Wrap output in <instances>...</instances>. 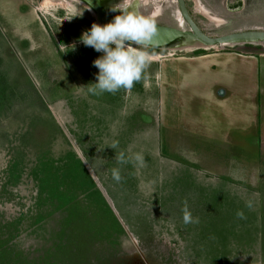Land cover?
Here are the masks:
<instances>
[{
    "label": "rangeland",
    "instance_id": "374dc122",
    "mask_svg": "<svg viewBox=\"0 0 264 264\" xmlns=\"http://www.w3.org/2000/svg\"><path fill=\"white\" fill-rule=\"evenodd\" d=\"M67 1L60 7L42 6L43 0H0V87L14 94L6 102L1 97L0 219L21 218L19 235L11 241L19 255L28 264H36L42 254L50 264H264V59L259 95L252 101L259 135H242L248 127L234 121L241 127L234 132L238 144L199 139L177 129L176 97H164L160 82L166 75L159 73L171 58L193 56L199 48H182L177 38L159 48L149 46L150 62L140 82L114 94H88L85 89L98 72L93 61L101 53L84 46L79 37L98 21L82 0ZM197 1L219 20L200 12L195 0H185L191 18L207 35L264 30V0ZM118 2L111 0L106 9ZM137 10L153 15L156 24L185 28L175 0H139ZM203 50L264 51V42ZM241 81L248 85L247 78ZM244 96H234V111L251 103V95ZM36 115L51 118L60 130L49 143L34 136L30 118ZM113 143L115 150L109 147ZM67 151L84 166L122 229L101 231L107 220L91 218V198L74 186L80 178L87 182L80 168L77 178L63 183L71 194L76 192L75 201L89 222H70L60 252L56 234L68 213L63 208L50 213L54 208L37 194L39 177L65 175L54 160ZM120 152L126 159L139 154L142 163L118 164ZM13 161L21 163L16 179L9 177ZM114 168L120 171V182L112 179ZM184 209L198 223L184 224ZM238 210L243 218L236 216ZM37 214L44 220L35 222Z\"/></svg>",
    "mask_w": 264,
    "mask_h": 264
},
{
    "label": "crops",
    "instance_id": "0c3cea01",
    "mask_svg": "<svg viewBox=\"0 0 264 264\" xmlns=\"http://www.w3.org/2000/svg\"><path fill=\"white\" fill-rule=\"evenodd\" d=\"M263 59L264 51L215 50L174 57L160 66L159 73L166 75V80L163 77L160 82L164 97L169 93H174L176 97L177 129L199 139L210 137L211 140L212 137L236 145L239 142L234 132L241 130V127L234 121H239L245 123L244 128L248 127L241 130L242 135H259L255 102L259 95L257 80ZM243 78L248 80L246 87L242 85ZM238 93L245 96L250 94L251 103L234 111L232 99ZM252 101H255L254 104ZM233 127L234 130L231 129Z\"/></svg>",
    "mask_w": 264,
    "mask_h": 264
},
{
    "label": "clouds",
    "instance_id": "9594fccd",
    "mask_svg": "<svg viewBox=\"0 0 264 264\" xmlns=\"http://www.w3.org/2000/svg\"><path fill=\"white\" fill-rule=\"evenodd\" d=\"M138 8L139 0H119L109 9L118 12L111 21L103 25L93 23L79 37L84 46L101 53L93 61V66L98 69L96 80L86 87V93L114 94L122 88L130 89L134 83L141 81L150 62L145 49L155 43L153 37L157 25L153 15L142 14ZM109 147L115 150L117 145L113 143ZM116 161L118 164L132 161L141 164L142 157L137 154L126 159L124 153L120 152L116 155ZM111 176L114 181H121L119 169L114 168ZM246 206L250 208L251 202H247ZM236 216L243 218V212L238 210ZM182 219L184 224L198 223V218H194L187 209H184Z\"/></svg>",
    "mask_w": 264,
    "mask_h": 264
},
{
    "label": "trees",
    "instance_id": "16d2710c",
    "mask_svg": "<svg viewBox=\"0 0 264 264\" xmlns=\"http://www.w3.org/2000/svg\"><path fill=\"white\" fill-rule=\"evenodd\" d=\"M204 51L205 50L203 49H197L194 51L195 53L194 55L205 53ZM27 86L30 92L34 91L32 85H29L28 83ZM7 92L8 93L6 94L4 88L2 86L0 87V106L3 105L1 103V97L5 98L4 101L6 102L7 100H9V98H11L14 95L12 91L9 92L8 90ZM14 92L16 93V91ZM30 120L31 122L34 123L33 128H32V130L35 132L34 136L39 141L41 139L42 141L45 139V141L43 142L49 143L50 141L53 140L54 132L55 133L60 132V130L57 128V126L54 124L51 118H48L47 120H45V119H42L40 116L36 115V116H31ZM36 125L38 126V129H36ZM25 133L27 135L28 132L26 131ZM41 134H43V136L40 138ZM22 138L25 139V136ZM54 161L57 163L60 162V165H61L60 170L64 171L65 175L59 176V177L56 175L57 173L55 172L59 170L57 166L55 168V172H54L55 174H50V175L47 174V175H43L39 177L38 186L40 187V190L37 194V197L39 196L40 198L41 196H44L45 201H48L45 203H47L48 205L51 204L50 207H53L54 209L50 213L60 210L62 208L68 213V215H65V217L62 219L63 220L62 223L64 227H61V230L56 234V236L59 238L58 242L56 243L57 245L56 249L59 250L60 252H62L65 249L66 245L64 243L67 240L66 236L68 237V234L70 233V230L68 231L66 227L69 226L70 222L75 221V223H79V224L83 220H85L87 223L89 222L86 219L87 217L86 215H84V218L82 217L84 213L82 214L80 212L82 211L81 205H79V202L75 201L76 200L75 194L78 191L80 193H83L87 198L89 199L91 198L90 208L92 209V211H94L93 214L91 215V218L98 216L99 219L98 218L97 219L101 220L100 218L102 217L104 218V220H107L106 222L110 224V225L106 224L105 222L104 227L101 228V231L102 230L109 231L111 227L115 228L116 230L117 229L121 230L122 229L121 226L119 225L115 217L111 214L110 209L108 208L104 199L101 198L100 193L94 188V183L92 182L91 178L86 172L84 166L75 157V155L67 151L64 156H61L55 159ZM42 162L43 161H41V163ZM20 166H21V163H19V161H17V163H15V161L11 163L9 167L10 169L9 173L11 174L9 176L10 178H15V179L17 178L19 174L18 171H19ZM80 168L83 169L86 175L85 178L87 182L84 183V181H82L81 178L77 180L76 184L74 185L76 192L75 194H71L70 187H65L66 184L63 183V180L77 178L79 175ZM49 181L50 183L46 184V182H49ZM62 186H64V189L62 188ZM43 191H44V194H42ZM212 199L213 201H216L215 197H213ZM37 202L40 205H42L41 202H39L38 200ZM44 218H45L44 215L39 214L35 222L43 221ZM20 222H21V218H15L11 221H5V222L2 219H0V264H28L29 263L26 257L22 256V253L21 255H19L20 251L14 246L15 244L11 242L13 238L19 235ZM90 223L95 224L94 222H90ZM94 234H96V231ZM63 239H66V240H63ZM35 263L36 264H50L49 256L42 254L41 259Z\"/></svg>",
    "mask_w": 264,
    "mask_h": 264
},
{
    "label": "water",
    "instance_id": "95a60500",
    "mask_svg": "<svg viewBox=\"0 0 264 264\" xmlns=\"http://www.w3.org/2000/svg\"><path fill=\"white\" fill-rule=\"evenodd\" d=\"M95 14L96 19L99 24L103 25L113 19L115 14L106 11L99 4V0H82ZM177 5V12L181 20L183 21L185 28L181 29L177 25H163L156 24L157 31L153 37L155 41L151 47H158L163 44H168L173 38L181 39L180 46L189 39L195 41L199 49H204V47H215L222 46L231 43H254V42H264V30H240L234 31L227 34L219 36H210L204 33L191 18L185 0H175ZM254 41V42H253ZM192 46V45H191ZM182 47V46H181ZM184 48V47H182Z\"/></svg>",
    "mask_w": 264,
    "mask_h": 264
},
{
    "label": "bare ground",
    "instance_id": "6f19581e",
    "mask_svg": "<svg viewBox=\"0 0 264 264\" xmlns=\"http://www.w3.org/2000/svg\"><path fill=\"white\" fill-rule=\"evenodd\" d=\"M67 0H43V2H42V6H44V5H59L60 7H63V6H65L66 4H67ZM195 2H197V6H198V8H199V10H200V12H202L203 14H207V16H209L211 19H213L215 22H219V20H218V18H216L215 16H213L212 14H210L209 12H207V11H205V10H203L202 8H200V5H198V1L197 0H195ZM95 16V15H94ZM178 19V18H177ZM99 24V23H98ZM186 42H184L181 46L182 47H184V48H188V47H190L191 45L192 46H195V45H198V43H196L195 41L193 42V41H191V40H189V39H187V40H185ZM254 42V41H253ZM234 44H236V43H234ZM204 48H207V47H204Z\"/></svg>",
    "mask_w": 264,
    "mask_h": 264
},
{
    "label": "flooded vegetation",
    "instance_id": "af4514ba",
    "mask_svg": "<svg viewBox=\"0 0 264 264\" xmlns=\"http://www.w3.org/2000/svg\"><path fill=\"white\" fill-rule=\"evenodd\" d=\"M110 1H111V0H99V4H100L101 7L104 8L106 11L110 12L108 9H106V8H109V7H108V4L110 3ZM110 13H112V12H110ZM112 14H114V13H112ZM115 15H117V14H115Z\"/></svg>",
    "mask_w": 264,
    "mask_h": 264
}]
</instances>
